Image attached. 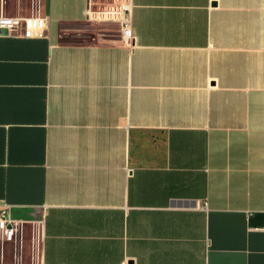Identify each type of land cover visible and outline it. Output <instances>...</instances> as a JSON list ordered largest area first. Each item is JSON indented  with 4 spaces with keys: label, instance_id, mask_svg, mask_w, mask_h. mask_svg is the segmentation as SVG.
<instances>
[{
    "label": "crops",
    "instance_id": "crops-1",
    "mask_svg": "<svg viewBox=\"0 0 264 264\" xmlns=\"http://www.w3.org/2000/svg\"><path fill=\"white\" fill-rule=\"evenodd\" d=\"M16 1L48 26L0 35V264H264V0Z\"/></svg>",
    "mask_w": 264,
    "mask_h": 264
},
{
    "label": "built area",
    "instance_id": "built-area-1",
    "mask_svg": "<svg viewBox=\"0 0 264 264\" xmlns=\"http://www.w3.org/2000/svg\"><path fill=\"white\" fill-rule=\"evenodd\" d=\"M130 0L123 6L122 10L130 12ZM123 40L127 43L133 41L131 21L126 18L122 22ZM48 21L41 14L40 5L33 4L28 14L8 16L4 9L0 11V31L6 32L7 35L21 36L28 39L42 37L47 30ZM19 223L12 219L11 208L6 206L0 211V242L12 243L15 241Z\"/></svg>",
    "mask_w": 264,
    "mask_h": 264
},
{
    "label": "rangeland",
    "instance_id": "rangeland-1",
    "mask_svg": "<svg viewBox=\"0 0 264 264\" xmlns=\"http://www.w3.org/2000/svg\"><path fill=\"white\" fill-rule=\"evenodd\" d=\"M12 7L19 8V9L21 8L22 10H26L30 8V3H29V0H17L14 6L12 4ZM91 38H92L91 36H86V38L82 40H89Z\"/></svg>",
    "mask_w": 264,
    "mask_h": 264
},
{
    "label": "water",
    "instance_id": "water-1",
    "mask_svg": "<svg viewBox=\"0 0 264 264\" xmlns=\"http://www.w3.org/2000/svg\"><path fill=\"white\" fill-rule=\"evenodd\" d=\"M0 35H6V32L0 31Z\"/></svg>",
    "mask_w": 264,
    "mask_h": 264
}]
</instances>
